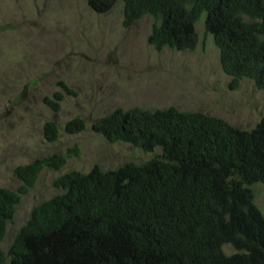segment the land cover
<instances>
[{
	"label": "trees",
	"instance_id": "16d2710c",
	"mask_svg": "<svg viewBox=\"0 0 264 264\" xmlns=\"http://www.w3.org/2000/svg\"><path fill=\"white\" fill-rule=\"evenodd\" d=\"M120 1L125 28L144 16L153 19L147 42L156 51L193 50L204 14V32L230 77L228 87L246 79L264 90V0ZM116 2L86 0L97 14ZM58 86L42 99L53 111L65 93L73 94L63 81ZM85 126L74 117L62 130L77 134ZM91 129L107 143L154 155L57 176L52 186L59 193L32 207L4 251L21 196L42 170L60 171L79 151L74 146L14 167L20 186H0V264H264V216L251 189L264 184V115L245 130L202 111L118 107ZM42 133L54 142L59 127L46 121ZM224 246L233 251L226 254Z\"/></svg>",
	"mask_w": 264,
	"mask_h": 264
},
{
	"label": "rangeland",
	"instance_id": "374dc122",
	"mask_svg": "<svg viewBox=\"0 0 264 264\" xmlns=\"http://www.w3.org/2000/svg\"><path fill=\"white\" fill-rule=\"evenodd\" d=\"M203 19L204 14L196 23L193 50L156 51L147 42L153 19L144 16L125 28L120 0L103 14L93 12L86 0H0V186H20L12 173L18 165L53 153L65 155L74 146L79 151L60 171L42 170L21 196L1 243L4 251L32 207L59 193L52 186L57 176L71 169L86 173L94 165L115 169L154 155L126 143H107L93 132L91 123L115 108L174 106L253 128L264 115V90L246 79L234 90L228 87L230 77L220 68ZM59 81L73 94L65 93L53 111L42 99L61 90ZM74 117L83 119L84 131L64 133V124ZM46 121L59 127L54 142L43 137ZM251 189L264 216V184ZM223 249L226 254L233 251Z\"/></svg>",
	"mask_w": 264,
	"mask_h": 264
}]
</instances>
